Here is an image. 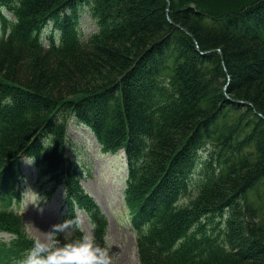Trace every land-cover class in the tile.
<instances>
[{"label": "trees", "instance_id": "trees-1", "mask_svg": "<svg viewBox=\"0 0 264 264\" xmlns=\"http://www.w3.org/2000/svg\"><path fill=\"white\" fill-rule=\"evenodd\" d=\"M82 5L98 26L87 41ZM0 18V202L20 199L28 156L108 247L73 119L125 152L141 264H264V0H0ZM0 229V264H21L23 216L1 209Z\"/></svg>", "mask_w": 264, "mask_h": 264}, {"label": "rangeland", "instance_id": "rangeland-1", "mask_svg": "<svg viewBox=\"0 0 264 264\" xmlns=\"http://www.w3.org/2000/svg\"><path fill=\"white\" fill-rule=\"evenodd\" d=\"M80 26L85 40L97 30L96 23L88 11L82 13ZM68 134L70 143L78 147L77 156L85 167L82 183L96 197L109 217L107 241L112 264H141L136 244L137 234L130 222L129 211L123 198L126 185V158L124 154L122 156L123 150L118 153L104 152L90 128L73 119L70 121ZM71 147L73 151V146ZM23 171L25 182L22 183V200L16 208L24 216L28 234L34 240L40 238L48 240L53 246H63L72 241L73 235L82 237L87 234L93 237L92 224L84 212L78 209L76 217L66 212L63 186L53 185V181L45 184L42 183L45 179H37L32 160L29 158L24 161ZM51 186H56L58 194L49 200L47 191ZM57 225H61V231L49 236L47 233L54 231V226ZM61 233H67V238L65 235L57 236ZM10 238L7 232H0V241H9Z\"/></svg>", "mask_w": 264, "mask_h": 264}, {"label": "clouds", "instance_id": "clouds-1", "mask_svg": "<svg viewBox=\"0 0 264 264\" xmlns=\"http://www.w3.org/2000/svg\"><path fill=\"white\" fill-rule=\"evenodd\" d=\"M60 226H54V231L47 234L51 236L58 233L61 231ZM21 264H112V257L107 246H101L93 237L84 234L80 239L63 246H53L48 240L36 238Z\"/></svg>", "mask_w": 264, "mask_h": 264}, {"label": "water", "instance_id": "water-1", "mask_svg": "<svg viewBox=\"0 0 264 264\" xmlns=\"http://www.w3.org/2000/svg\"><path fill=\"white\" fill-rule=\"evenodd\" d=\"M211 51H215V49L208 50L207 52H211ZM219 51H220V53L222 54L221 49H219ZM222 58L224 59L223 55H222ZM230 79H231V78L229 77V81H230ZM227 87H228V86L225 87V90H227ZM230 99H232V98L230 97ZM239 102H240L241 104H245V103H247L246 101H243V100H239ZM250 104H251V103H250Z\"/></svg>", "mask_w": 264, "mask_h": 264}, {"label": "bare ground", "instance_id": "bare-ground-1", "mask_svg": "<svg viewBox=\"0 0 264 264\" xmlns=\"http://www.w3.org/2000/svg\"><path fill=\"white\" fill-rule=\"evenodd\" d=\"M97 140V139H96Z\"/></svg>", "mask_w": 264, "mask_h": 264}]
</instances>
